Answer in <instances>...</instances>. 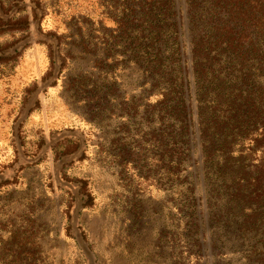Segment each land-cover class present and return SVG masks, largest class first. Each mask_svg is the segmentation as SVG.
<instances>
[{"label": "rangeland", "instance_id": "rangeland-1", "mask_svg": "<svg viewBox=\"0 0 264 264\" xmlns=\"http://www.w3.org/2000/svg\"><path fill=\"white\" fill-rule=\"evenodd\" d=\"M124 3L0 0V264L245 263L190 257L152 150L125 152L141 142L125 114L140 74L101 57Z\"/></svg>", "mask_w": 264, "mask_h": 264}, {"label": "trees", "instance_id": "trees-1", "mask_svg": "<svg viewBox=\"0 0 264 264\" xmlns=\"http://www.w3.org/2000/svg\"><path fill=\"white\" fill-rule=\"evenodd\" d=\"M124 2L101 57L140 74L125 114L128 135L139 117L141 142L125 152L152 150L190 257L241 252L244 264H264V245L250 242L264 228V0Z\"/></svg>", "mask_w": 264, "mask_h": 264}]
</instances>
